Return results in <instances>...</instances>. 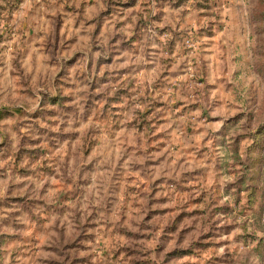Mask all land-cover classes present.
<instances>
[{"label":"rangeland","instance_id":"obj_1","mask_svg":"<svg viewBox=\"0 0 264 264\" xmlns=\"http://www.w3.org/2000/svg\"><path fill=\"white\" fill-rule=\"evenodd\" d=\"M0 264H264V0H0Z\"/></svg>","mask_w":264,"mask_h":264}]
</instances>
